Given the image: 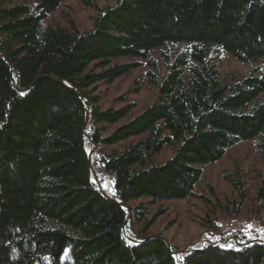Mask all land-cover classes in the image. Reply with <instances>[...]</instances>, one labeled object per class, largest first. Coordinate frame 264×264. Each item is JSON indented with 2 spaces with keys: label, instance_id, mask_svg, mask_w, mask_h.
Listing matches in <instances>:
<instances>
[{
  "label": "trees",
  "instance_id": "1",
  "mask_svg": "<svg viewBox=\"0 0 264 264\" xmlns=\"http://www.w3.org/2000/svg\"><path fill=\"white\" fill-rule=\"evenodd\" d=\"M16 1L0 0V264H264V241L217 237L214 208L187 249L149 234L152 204L202 198L198 165L251 139L264 162V0H80L97 11L88 31L46 24L65 0ZM229 53L245 77L223 78ZM120 57L143 62L112 65ZM143 64L157 98L112 130L138 103L103 108L96 88ZM246 175L241 164L224 174L238 196L230 214ZM256 198L264 209V182Z\"/></svg>",
  "mask_w": 264,
  "mask_h": 264
},
{
  "label": "rangeland",
  "instance_id": "2",
  "mask_svg": "<svg viewBox=\"0 0 264 264\" xmlns=\"http://www.w3.org/2000/svg\"><path fill=\"white\" fill-rule=\"evenodd\" d=\"M22 1L17 0L13 5ZM115 2L116 0H97L98 6L102 9L113 6ZM96 13L95 9L83 5L80 0H65L46 24L67 27L69 26L68 18H72L79 30L88 31L93 28V17ZM155 57L158 58L156 53ZM133 61L143 62V59L120 57L112 65ZM218 66L223 78L230 77L233 73L243 78L249 73V68L230 53L222 58ZM147 69V65H140L113 83L100 84L96 88L95 93L101 96L103 108L119 109L127 106L130 101L138 103L127 118L113 125L112 130L141 114L157 98L156 87L146 80ZM137 80L139 82L136 84ZM135 87L139 88L136 93L133 92ZM122 96L127 97V100H118ZM141 138L132 137L122 145L137 142ZM255 140H246L227 149L225 155L213 164L198 165L202 168L203 178L196 184L195 192L202 198L160 200L152 204L149 218L157 215V220L149 230V234L161 236L181 250L187 249L196 241L205 240L206 228L203 226V219L214 208V219L219 227L217 237L224 233L239 232L247 238L264 241V209H260L256 198V190L259 184L264 182V162L256 150ZM173 153V148H166L153 158V162L163 164L171 158ZM236 164H241L247 172L248 196L241 212L233 215L225 210L226 200L230 198L238 200V196L233 186L224 178V174L234 172ZM209 187L214 189V194ZM148 201L150 197L143 196L132 201L130 205L137 206Z\"/></svg>",
  "mask_w": 264,
  "mask_h": 264
},
{
  "label": "water",
  "instance_id": "3",
  "mask_svg": "<svg viewBox=\"0 0 264 264\" xmlns=\"http://www.w3.org/2000/svg\"><path fill=\"white\" fill-rule=\"evenodd\" d=\"M51 78H53V79H55L54 77H51ZM88 120H89V112H87V118H86V121H85V124H84V127H86V125H87V122H88ZM95 152V147L90 151V153H89V162H90V169H91V171H92V173H93V175H94V178H95V180H96V182L100 185V187H101V189H102V186H101V184H100V182H99V179H98V177H97V174H96V172H95V170H94V168H93V166H92V155H93V153ZM102 192H103V194L105 195V196H108L107 194H106V192L102 189ZM130 218V212H129V214H128V219ZM127 223V222H126Z\"/></svg>",
  "mask_w": 264,
  "mask_h": 264
}]
</instances>
